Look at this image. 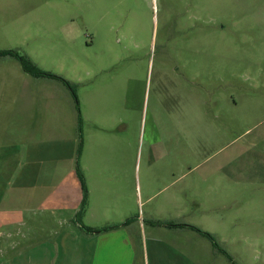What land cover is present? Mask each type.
<instances>
[{"label":"rangeland","instance_id":"obj_1","mask_svg":"<svg viewBox=\"0 0 264 264\" xmlns=\"http://www.w3.org/2000/svg\"><path fill=\"white\" fill-rule=\"evenodd\" d=\"M0 49L75 93L0 55V155L53 183L78 116L81 137L126 127L106 171L137 264H264V0H0Z\"/></svg>","mask_w":264,"mask_h":264},{"label":"crops","instance_id":"obj_2","mask_svg":"<svg viewBox=\"0 0 264 264\" xmlns=\"http://www.w3.org/2000/svg\"><path fill=\"white\" fill-rule=\"evenodd\" d=\"M107 129L91 126L81 139L76 132L71 155L63 157L67 161L56 171L53 183L48 182L47 172L42 171L45 160L39 155H23L29 159L19 167L14 158L16 151L0 155V259L11 257L15 264V260L23 257L25 264H56L61 253L62 256L70 253L69 264H137L139 218L135 228L134 221L124 223L128 217L121 195H116L115 204L110 205L106 171L109 141L114 138L121 150L127 131L126 127L115 128L114 132ZM38 162L40 166L36 167ZM77 165L87 188L82 224L114 227L85 233L73 221L82 200ZM175 253L176 250H167V264L177 263ZM62 261L60 264L66 263Z\"/></svg>","mask_w":264,"mask_h":264},{"label":"trees","instance_id":"obj_3","mask_svg":"<svg viewBox=\"0 0 264 264\" xmlns=\"http://www.w3.org/2000/svg\"><path fill=\"white\" fill-rule=\"evenodd\" d=\"M0 55H10L15 57L22 70L26 73H28L29 75L35 76V77H39V76H45V77H51V78H56L60 81H62L64 84H66L68 87H70V89H72L73 91V95L74 93V89H73V85L66 80L65 78H63L62 76H58L55 75L51 72H47L45 70H42L40 67L37 66V64H35L27 55L25 54H19L16 50L14 49H0ZM80 117L78 116V135L79 138L81 139V126H80ZM81 147V141L79 142V146H78V151L80 150ZM76 174L79 178L80 181V185H81V189H82V200L80 203V207L78 209V211L75 213L74 217H73V221L76 223H79V228L84 231L85 233H98V232H102V231H106L114 226H102V227H91V226H87V225H83L82 224V216L84 214L85 208H86V204H87V188L84 182V178L82 175V172L80 170V168L78 167V165L76 166ZM133 220V218L129 217L125 220L124 223H128L130 220ZM175 225H180V226H187L191 229H194L195 231H197L199 234H201L202 236H205L207 238H209V240H211L212 244L215 245L217 244L214 240V237L212 236V234H210L207 231H204L200 228H197L196 226L193 225H189V224H175Z\"/></svg>","mask_w":264,"mask_h":264}]
</instances>
